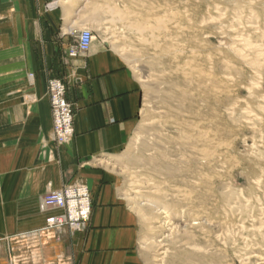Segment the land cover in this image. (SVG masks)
I'll return each mask as SVG.
<instances>
[{
	"label": "rangeland",
	"instance_id": "rangeland-1",
	"mask_svg": "<svg viewBox=\"0 0 264 264\" xmlns=\"http://www.w3.org/2000/svg\"><path fill=\"white\" fill-rule=\"evenodd\" d=\"M79 1L94 39L116 55L140 94L138 125L106 164L137 214L141 264H158L159 241L167 249L162 264H264V62L253 68L242 57L260 53L264 61V0ZM109 6L138 19L107 21ZM175 10L187 32L172 28ZM150 18H163L157 37L152 28L142 36L127 28ZM183 42L190 61L175 54ZM204 132L232 142L240 167L228 160L206 167L199 152L210 145L200 140ZM136 182L144 185L139 193ZM202 211L208 221L194 226ZM30 238L5 240L2 264H65L64 248L53 239Z\"/></svg>",
	"mask_w": 264,
	"mask_h": 264
},
{
	"label": "crops",
	"instance_id": "crops-1",
	"mask_svg": "<svg viewBox=\"0 0 264 264\" xmlns=\"http://www.w3.org/2000/svg\"><path fill=\"white\" fill-rule=\"evenodd\" d=\"M83 8L79 0H0V264L4 241L26 237L53 239L65 264H141L137 214L106 164L138 125L140 94L102 41L69 55L89 28ZM52 77L65 81L76 111L75 135L63 144L53 134ZM74 183L91 191L90 221L82 231L46 233L54 211L41 209L44 196Z\"/></svg>",
	"mask_w": 264,
	"mask_h": 264
},
{
	"label": "built area",
	"instance_id": "built-area-1",
	"mask_svg": "<svg viewBox=\"0 0 264 264\" xmlns=\"http://www.w3.org/2000/svg\"><path fill=\"white\" fill-rule=\"evenodd\" d=\"M94 33L83 29L76 45L70 50V56L90 50ZM51 104L53 134L59 144L70 141L75 135V115L73 104L67 97V84L64 80L52 77L48 81ZM41 209L52 210L46 219L44 231L50 233L67 227L71 231H82L87 226L93 212V200L89 187L84 183L66 184L60 189H50L44 196Z\"/></svg>",
	"mask_w": 264,
	"mask_h": 264
},
{
	"label": "bare ground",
	"instance_id": "bare-ground-1",
	"mask_svg": "<svg viewBox=\"0 0 264 264\" xmlns=\"http://www.w3.org/2000/svg\"><path fill=\"white\" fill-rule=\"evenodd\" d=\"M110 8L108 9V8H104V14L105 15H103L102 14V16H105V20H109V21H114V20H116V21H118V22H124V21H130L129 23H134V21L136 22V20L138 19V17L136 16V15H132V16H130V15H128V14H126L125 12H121V10L120 9H118L117 7H114V6H109ZM177 8V7H176ZM198 8V7H197ZM181 11V10H180ZM179 11V12H180ZM160 12V11H159ZM175 14H176V23L174 24V26L172 27V28H174V30H176V32H182V29H184L183 27H181L180 26V23H179V16H178V11L177 10H175V12H174ZM168 14V13H167ZM120 16V18H117L116 16ZM168 16V15H167ZM156 17H157V15H156ZM130 18H132L133 19V22H131L132 20H130ZM177 19H178V21H177ZM216 19V18H215ZM104 20V21H105ZM192 20V19H191ZM162 21H163V18H160V19H157V18H150V19H148L147 20V24H140V25H138V24H136L135 23V26L134 25H131V26H128L127 25V28H129V29H131V30H137V32H139V33H141L140 35L142 36L143 35V33H144V31H146V30H148V29H151L152 28V30H154V32L156 31V35L154 34V36L155 37H157L158 36V30H160V28H158L157 26H160L161 24H162ZM117 23V22H116ZM159 23V24H158ZM124 24H125V22H124ZM128 24V23H127ZM153 24V25H152ZM125 26V25H124ZM150 26V27H149ZM163 26V25H162ZM164 27V26H163ZM124 28V27H123ZM168 28V27H167ZM85 29H90V28H85ZM180 29H181V31H180ZM91 30V29H90ZM173 30V29H172ZM189 30V29H188ZM183 31H186L185 29L183 30ZM114 32V31H113ZM187 32V31H186ZM190 34L192 33V32H189ZM119 34V33H118ZM117 34V35H118ZM145 34V33H144ZM177 34H179V33H177ZM185 34V33H184ZM196 34V33H195ZM174 35H176L175 33H174ZM181 35V34H180ZM140 36V37H141ZM173 36V35H172ZM178 36V35H177ZM189 36H191V35H189ZM174 37V36H173ZM182 37V36H181ZM187 37V36H186ZM192 37V36H191ZM159 38V37H158ZM158 38H156V39H158ZM179 38V37H178ZM177 38V39H178ZM183 38V37H182ZM185 38V37H184ZM183 38V39H184ZM200 38V37H199ZM119 39V38H118ZM182 39V40H183ZM139 40H141V39H139ZM143 40V39H142ZM146 40L147 39H145V42H146ZM181 40V39H180ZM186 40V39H185ZM176 41V40H175ZM197 41H198V39H197ZM119 42V41H118ZM150 42V41H149ZM182 42V41H181ZM162 43V42H161ZM178 43V42H177ZM205 43V42H204ZM144 45H145V43H143ZM183 44V46H180V47H177L176 48V55H178L177 56V58L179 57V56H181V57H183L184 55H186V59L185 60H187V61H190V52H191V50H187L186 48L188 47L187 45V47L186 46H184V42L182 43ZM147 45V44H146ZM188 45H189V43H188ZM143 46V45H142ZM192 46H194V45H191V49L193 48ZM261 52V51H260ZM200 53V52H199ZM257 53V52H256ZM172 55H173V53H172ZM242 55V54H241ZM161 57V56H160ZM242 57H244V58H247L248 59V62H247V64L249 65V66H251V67H260V66H262V63L264 62L262 59H261V56H260V53H258V54H243L242 55ZM241 58V57H240ZM247 59H244V61H246ZM180 61V60H179ZM178 61V62H179ZM177 62V63H178ZM185 62V61H184ZM183 63V62H182ZM232 63V62H231ZM245 63V62H244ZM176 64V63H175ZM233 64V63H232ZM246 64V65H247ZM228 65H231L230 63L228 64ZM227 65V68H229V66ZM237 65V64H236ZM186 66V65H185ZM182 68V67H181ZM178 69V68H177ZM183 69V68H182ZM250 69H252V68H250ZM212 70V69H211ZM245 70V69H244ZM185 71V70H184ZM251 72H253L252 70H251ZM263 73V72H262ZM264 82V81H263ZM228 83V82H227ZM226 83V84H227ZM223 84V83H222ZM225 83H224V85H226ZM230 86V85H229ZM228 86V87H229ZM230 88V87H229ZM228 88V89H229ZM231 89V88H230ZM229 89V90H230ZM223 90V89H222ZM264 96V95H263ZM247 113H249V112H247ZM251 120H253L252 118H251ZM224 130H222V136H223V132ZM175 136V135H174ZM201 138H200V140L203 142V140H204V138H208L209 140H205V141H207V144H210L208 147H207V145H205V143H204V147L202 148V149H199V152L200 153H202V157L204 158V160H206V164H205V166L206 167H211V166H213V165H215V164H218V163H221L222 164V166H224L225 164H227V160H228V164H227V166L230 164V166L232 167V168H239L240 167V164L242 163H240L239 161H238V158L237 157H235V154L233 155L231 152H230V150L231 149H233V143L231 144L230 142H226V140H219V139H217L216 137H218V136H213V135H211L209 132H204V133H202L201 134V136H200ZM262 137V136H261ZM241 138V137H240ZM237 140V139H236ZM199 141V140H198ZM235 143V142H234ZM258 143V142H257ZM203 145V144H202ZM199 146V145H198ZM235 147V146H234ZM260 153V152H259ZM231 154V155H230ZM229 157V158H228ZM217 158H218V160H217ZM243 158V157H242ZM226 160V161H225ZM260 161V160H259ZM192 162V161H191ZM246 162V161H245ZM200 164V163H199ZM263 164V163H262ZM203 165V164H202ZM205 166L203 167V170L205 169ZM226 166V167H227ZM243 166H245V165H243ZM254 166V165H253ZM193 167V166H192ZM221 167V166H220ZM225 168V167H224ZM246 168V167H245ZM194 169H195V167H194ZM199 169V168H198ZM197 169V170H198ZM201 169V168H200ZM223 169V168H222ZM232 170V169H231ZM230 170V171H231ZM253 170V169H252ZM223 171H224V169H223ZM244 171V170H243ZM234 172V171H233ZM191 173V172H190ZM202 173V172H201ZM201 173H199V174H201ZM213 173V172H212ZM225 173V172H224ZM230 173V172H229ZM193 174H195V173H193ZM228 174V173H227ZM202 175L204 176V177H209V179H212V178H220L221 176H223V174L222 175H210L209 173L208 174H205V172L204 173H202ZM259 175V174H258ZM226 177V176H225ZM192 178H194V177H192ZM229 178V177H228ZM198 179V178H197ZM231 178H229V180H230ZM200 180V179H199ZM219 180V179H218ZM239 180V179H238ZM228 181V180H227ZM218 182V181H217ZM214 183V182H213ZM263 183V182H262ZM133 184V183H132ZM201 184V183H200ZM205 184V183H204ZM212 184V183H211ZM216 184V183H215ZM218 184V183H217ZM234 184V183H233ZM258 184V183H257ZM134 185H135V187L136 188H138V190L136 189L135 190V188H134V192L135 193H139L140 192V188L142 187V186H144L143 184H140V183H134ZM197 185V184H196ZM231 185H232V183H231ZM207 186H208V184H207ZM192 187H194V186H192ZM192 187H191V189H192ZM196 187V186H195ZM198 188L200 187L199 185L197 186ZM206 187V186H205ZM211 187V186H210ZM215 187V186H214ZM200 189V188H199ZM207 189V188H206ZM182 190V188L180 189V191ZM208 190V189H207ZM243 190V189H242ZM183 191V190H182ZM181 191V192H182ZM187 191V190H186ZM193 191H195L194 189H193ZM205 191V190H204ZM141 192H142V190H141ZM178 192V191H177ZM180 192V193H181ZM184 192V191H183ZM206 192V191H205ZM204 192V193H205ZM187 193V192H186ZM192 193V192H191ZM203 193V194H204ZM208 193H209V190H208ZM185 194V193H184ZM194 194H195V192H194ZM193 194V195H194ZM202 194V193H201ZM187 195V194H186ZM188 195L189 196H191L190 194H189V192H188ZM182 196V195H181ZM177 197V196H176ZM195 197V196H194ZM204 196H202V198H203ZM219 197V196H218ZM191 198V197H190ZM199 198V197H198ZM197 198V199H198ZM216 198V197H215ZM193 199H196V197L195 198H193ZM200 200H201V198H199ZM178 200V199H177ZM182 200V199H181ZM204 200H205V198H204ZM218 201V200H217ZM184 202V201H183ZM192 202V201H191ZM209 202V201H208ZM205 203V202H204ZM215 203V202H214ZM217 203V202H216ZM222 203V202H221ZM189 204V203H188ZM187 204V205H188ZM202 205V204H201ZM204 206H205V204H203ZM191 206V205H190ZM211 206V205H210ZM197 207V206H196ZM212 207V206H211ZM218 207V206H217ZM188 208V207H187ZM200 208V207H199ZM204 208V207H203ZM198 208H196V210H197ZM214 209V208H213ZM160 210L161 209H157L156 211L158 212V213H162V212H160ZM165 210V209H164ZM206 210V209H205ZM208 210V209H207ZM214 210H216V209H214ZM213 210V211H214ZM188 211V210H187ZM192 211H195V210H192ZM200 211V210H199ZM191 212V211H190ZM201 212V211H200ZM203 212L204 211H202V213H199V212H197L193 217L194 218H196L194 221L196 222V223H194V226L195 225H197V226H199V225H204V221H202V220H205V223L208 221L206 218H201V214H203ZM207 212V211H206ZM209 212V211H208ZM185 213V212H184ZM188 213V212H187ZM194 214V213H193ZM205 214V213H204ZM212 214V213H211ZM182 215H184V214H182ZM191 215V214H190ZM185 216V215H184ZM264 216V215H263ZM199 217V218H198ZM207 217V216H206ZM213 217V216H212ZM159 218V217H158ZM157 218V219H158ZM193 219V218H192ZM211 220H212V218H211ZM188 222H190V220L188 221ZM210 222V221H209ZM208 222V223H209ZM161 224H163V222H160ZM159 223V224H160ZM211 223V222H210ZM217 223V222H216ZM230 223V222H229ZM165 224V223H164ZM163 224V225H164ZM206 226V225H205ZM219 226H221L222 227V223L220 224V222H219ZM219 226H218V229H219ZM157 227H159V226H157ZM157 227H153V229H156ZM202 227V226H201ZM214 227V226H213ZM86 228V227H85ZM173 228H175V227H173ZM172 228V229H173ZM199 228V227H198ZM171 229V228H170ZM200 229V228H199ZM174 230V229H173ZM172 231V230H171ZM224 231V230H223ZM203 232V231H202ZM164 234H162V236H163ZM201 235V234H200ZM172 236V234L171 235H164V237L165 238H169V237H171ZM204 239V238H203ZM221 239V238H220ZM159 248H158V250H157V252H158V256L156 257V262L158 263V264H162L164 261H166V260H164L165 259V256H166V254H167V249H166V247L162 244V243H160V241H159ZM217 252V251H216ZM167 257V256H166ZM175 258H176V256H175ZM177 259V258H176ZM180 260V259H179ZM178 260V261H179ZM2 263H3V261H2ZM1 263V264H2ZM182 263V262H181ZM165 264V263H164Z\"/></svg>",
	"mask_w": 264,
	"mask_h": 264
}]
</instances>
